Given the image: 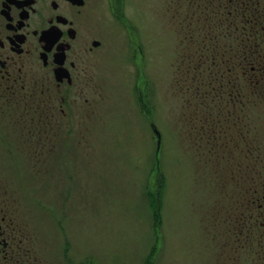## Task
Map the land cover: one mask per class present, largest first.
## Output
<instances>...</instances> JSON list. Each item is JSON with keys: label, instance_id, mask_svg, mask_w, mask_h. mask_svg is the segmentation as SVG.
Segmentation results:
<instances>
[{"label": "rangeland", "instance_id": "obj_1", "mask_svg": "<svg viewBox=\"0 0 264 264\" xmlns=\"http://www.w3.org/2000/svg\"><path fill=\"white\" fill-rule=\"evenodd\" d=\"M95 14L108 35L72 120L0 110V197L27 262L264 264V0Z\"/></svg>", "mask_w": 264, "mask_h": 264}, {"label": "flooded vegetation", "instance_id": "obj_2", "mask_svg": "<svg viewBox=\"0 0 264 264\" xmlns=\"http://www.w3.org/2000/svg\"><path fill=\"white\" fill-rule=\"evenodd\" d=\"M95 3L0 0V110L23 103L43 130L72 120L75 96L94 81L95 57L104 53L108 35ZM14 213V203L0 197V264H30L18 246Z\"/></svg>", "mask_w": 264, "mask_h": 264}, {"label": "trees", "instance_id": "obj_3", "mask_svg": "<svg viewBox=\"0 0 264 264\" xmlns=\"http://www.w3.org/2000/svg\"><path fill=\"white\" fill-rule=\"evenodd\" d=\"M262 206H263V205H262ZM262 206H261V207H262Z\"/></svg>", "mask_w": 264, "mask_h": 264}]
</instances>
